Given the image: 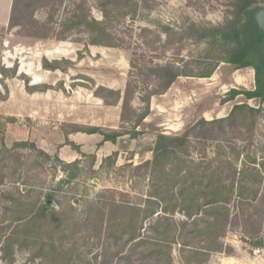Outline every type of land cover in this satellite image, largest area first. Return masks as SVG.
Listing matches in <instances>:
<instances>
[{
    "label": "rangeland",
    "instance_id": "1",
    "mask_svg": "<svg viewBox=\"0 0 264 264\" xmlns=\"http://www.w3.org/2000/svg\"><path fill=\"white\" fill-rule=\"evenodd\" d=\"M99 1L33 0L31 10L22 12V26L12 27L13 0H0V150L7 149L10 159L4 165L12 164L16 169L12 173L3 168L0 223L6 217L11 196L17 199L21 195L29 203L39 200L41 204L52 193L54 201L50 205L62 220L68 236L65 243L81 255L78 264L105 261L102 240L85 225L92 206L107 213L113 199L129 204H140L144 199L148 172L143 164L153 160L158 135H181L202 119H225L235 105L248 104L261 108L262 114L253 131L245 127L241 133L247 137L252 132L253 151L257 150L258 157L264 156V102L246 101L242 96L226 102L232 89L257 88L256 72L251 67L236 71L221 62L210 78H178L166 94L151 98L150 114L140 126L135 120L122 122V100L116 102V95L109 93L116 91L123 96L128 81H133L138 91L132 107L142 115L147 107L142 102L143 91L151 92L157 85L149 77L155 65L173 64L194 75L211 71L223 52L210 39L196 38V31L221 27L233 20L235 0H143L135 15L119 18L112 14L108 28L114 47L89 45L82 31L68 34L65 40L57 38L59 25L79 4H84L91 18L105 21ZM256 1L254 5H264V0ZM51 18L53 35L43 39L35 23L44 24ZM91 129L122 136L115 143L103 142L101 134H88ZM20 143L33 144L37 151L31 146H17ZM237 144L243 146L238 140ZM45 154L52 160L48 161ZM115 154L117 158L111 164L107 158ZM55 158L66 164L77 162L78 177L70 180L69 171H64ZM260 197L264 198V185ZM262 204L260 210L264 201ZM259 213H251L260 223L254 238L243 233V223L234 225L222 240V252L186 261L264 264V210ZM182 219L176 215L171 220ZM156 221L155 217L145 224L146 244L136 247L121 242L119 247L113 246L112 254H119L109 257L110 264H185L172 236L161 243L171 261L166 255L160 261L156 255L147 256L159 244ZM32 252L33 248L15 246L11 257L5 258L0 249V264H45Z\"/></svg>",
    "mask_w": 264,
    "mask_h": 264
},
{
    "label": "trees",
    "instance_id": "2",
    "mask_svg": "<svg viewBox=\"0 0 264 264\" xmlns=\"http://www.w3.org/2000/svg\"><path fill=\"white\" fill-rule=\"evenodd\" d=\"M32 1L28 0L23 4L21 0H13L10 13L12 27L22 26V12L31 10L34 4ZM142 2L143 0H100L99 8L105 21L91 18L84 4H79L72 16L59 25L61 30L56 36L65 40L68 34L82 31L87 34L89 45L114 47L108 28L112 14L119 18L135 15ZM254 3L257 1L235 0L233 20L221 27L196 31V38L210 39L223 52V56L219 57L211 71L194 75L173 64L155 65L151 68L149 77L154 78L157 85L151 92L149 89L143 91L142 102L147 107L142 115H138L132 107L138 91L133 81H128L123 96L116 91H109L116 95V102L122 100V122L135 120L136 126H140L150 114L149 105L153 96L166 94L182 76L210 78L221 62L230 64L236 71L253 68L258 85L254 91L232 89L226 102H232L240 96L246 101L264 102V85L257 79L260 67L247 60L250 52L244 50L243 16ZM51 20L52 18L44 24L33 22L38 36L49 39L53 35ZM262 64L261 62L260 65ZM260 114L261 108L255 109L248 104L235 105L225 119H202L181 135H158L153 149V160L143 164L148 172V189L140 204L113 199L107 205V213L99 206H92L88 211L85 225L96 239L102 240L105 249V261L101 264H110L109 257L118 256L117 252L112 254V248L119 247L121 242L125 245L136 244V247L146 244L147 238L143 236L145 224L155 217L159 244L147 256L156 255L157 261L162 260L167 253L161 243L168 241L169 236L179 244V253L181 259H185V264H190L187 259L222 252V240L234 225L243 223L244 234L251 238L257 236L254 232L260 224L259 219L254 218L251 213L257 215L264 210H260L264 201L260 197L264 185V156L258 157L257 150L253 151V133L250 132L246 137L241 130L249 127L253 131ZM97 133L103 136V142L115 143L122 136L116 132L105 133L100 129H91L88 132ZM237 140L242 142V147L237 144ZM17 146H31L37 151L33 144L20 143ZM6 152L7 149L0 150V164H3L0 167V182L5 176L3 168L12 173L16 172L12 164L4 165L6 160H10ZM44 156L48 161L52 160L49 155ZM116 158L115 154L107 159L113 164ZM55 160L64 171H69L70 180L78 177L77 162L66 164L58 158ZM13 197L11 196L10 207L6 208V217L0 223L3 224L0 227V249L4 257L10 258L15 246H20L33 248V257L43 258L42 262L45 264H78L76 262L81 259V255L74 246L65 243L68 236L62 229V220L53 213L54 207L50 205L54 201V195H46L41 204L39 200L29 203L21 195L17 199ZM176 215H181L183 219L178 222L171 220ZM6 220L8 224L4 225ZM161 226L165 228L164 231H160ZM7 230L9 233L5 235ZM166 260L171 261L169 251Z\"/></svg>",
    "mask_w": 264,
    "mask_h": 264
},
{
    "label": "water",
    "instance_id": "3",
    "mask_svg": "<svg viewBox=\"0 0 264 264\" xmlns=\"http://www.w3.org/2000/svg\"><path fill=\"white\" fill-rule=\"evenodd\" d=\"M243 32L257 31L263 38V46L259 49V57L264 59V5H253L247 9L243 16ZM257 79L264 85V69L258 74Z\"/></svg>",
    "mask_w": 264,
    "mask_h": 264
},
{
    "label": "flooded vegetation",
    "instance_id": "4",
    "mask_svg": "<svg viewBox=\"0 0 264 264\" xmlns=\"http://www.w3.org/2000/svg\"><path fill=\"white\" fill-rule=\"evenodd\" d=\"M245 40L244 50L250 52L247 60L253 61L255 65L260 67V72L264 69V59L259 57V49L263 46L262 36L255 30H247L243 33ZM261 62L263 63L262 65Z\"/></svg>",
    "mask_w": 264,
    "mask_h": 264
}]
</instances>
